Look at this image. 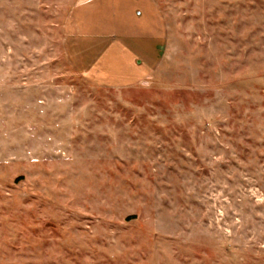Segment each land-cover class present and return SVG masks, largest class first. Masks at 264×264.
<instances>
[{
    "label": "rangeland",
    "instance_id": "1",
    "mask_svg": "<svg viewBox=\"0 0 264 264\" xmlns=\"http://www.w3.org/2000/svg\"><path fill=\"white\" fill-rule=\"evenodd\" d=\"M78 1L0 0V264H264V0H153L144 73Z\"/></svg>",
    "mask_w": 264,
    "mask_h": 264
},
{
    "label": "crops",
    "instance_id": "2",
    "mask_svg": "<svg viewBox=\"0 0 264 264\" xmlns=\"http://www.w3.org/2000/svg\"><path fill=\"white\" fill-rule=\"evenodd\" d=\"M65 33L75 45L77 64L88 61L86 57L93 60L97 50L103 55L117 46L130 54L132 71H142L145 59L151 70L157 62V43L161 47L165 27L153 0H79L65 23Z\"/></svg>",
    "mask_w": 264,
    "mask_h": 264
}]
</instances>
